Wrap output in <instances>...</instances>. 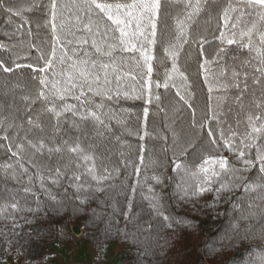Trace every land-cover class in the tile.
<instances>
[{
    "label": "snow or ice",
    "instance_id": "snow-or-ice-1",
    "mask_svg": "<svg viewBox=\"0 0 264 264\" xmlns=\"http://www.w3.org/2000/svg\"><path fill=\"white\" fill-rule=\"evenodd\" d=\"M169 3L177 9L172 16L174 34L169 33L168 25L163 19L164 16L171 15L162 12L163 0H52L50 22L53 46L52 54L44 66L37 69L32 64L21 65L16 62L20 59L19 56L12 61L14 67L0 60V70L5 74L13 73L21 67L31 68L34 73H44L39 79L38 94L31 99L32 103L39 101L45 105L42 111L50 113L55 120L49 132L39 115L36 120L29 116L27 123L32 127L25 130L23 123L16 122L18 117L13 112L0 115V132L3 133L0 139L7 141V150L15 158L11 163L0 164V173H3L5 179L19 181L26 178L28 184L39 182L40 188L53 201L56 197L45 187V180L57 187L66 181L78 194V199L81 192H104L102 185L114 179L113 172L119 175V169L109 170L103 164V158L97 155L95 141L112 133L113 121L122 127L126 126V121L112 110L109 102L121 98L144 99L145 104H151L154 100L158 102L161 97L153 93V83L156 89H168L170 85L177 87L176 80L179 79L182 83L177 87L176 96L192 109L190 101L193 93L188 90V77L179 66L180 54L190 42L198 44L200 55L205 57L200 68L205 70V84L210 94L214 88H239L241 72L235 69L232 71L233 84L223 82L219 77L209 82L206 66L210 61L203 50L207 41L203 37L197 40L192 35V29L199 25L201 17L205 18V25H211L213 21L217 23V39L221 47L215 59H221V53L226 55L225 44L246 49L249 59L242 63L241 68L252 69L253 83H261L264 79V0H169ZM0 9H4V0H0ZM5 10L21 15L20 10L12 7ZM165 38L168 42L163 45V51L165 58L171 61V69H166L161 83L159 80L153 81L155 48ZM5 47L0 44V48ZM40 59L43 60L44 56L41 55ZM225 74L226 69L221 71L220 77ZM242 74L244 89L247 90L249 72L245 70ZM32 79L35 80L36 77L33 76ZM15 87L18 85H13ZM7 95L8 92H5V96ZM23 99L28 101L30 97L24 96ZM69 99L75 103H69ZM236 99L240 101L241 98ZM8 107L11 108L12 105ZM208 108L209 115L205 124L214 120L219 137L209 126V139L196 149L203 154L199 157V162L179 161V157L186 156L189 148H194L196 142L184 140L181 143L180 137L173 132V172L183 173L180 183L176 185V192L185 201L211 194L212 202L208 207H214L226 196L234 199L232 194L243 189L249 197L247 204L235 205L240 214L233 217L229 227L212 242L209 251L221 256L243 242L247 243L243 251L248 256L241 264H264V112H249L243 132L232 130L229 125L226 133L223 125L227 120L221 119L225 115L222 109L215 111L211 104ZM255 108L264 109V103H255ZM3 109L4 105L0 104V112ZM148 111V108L144 109L145 118ZM174 111H179V108ZM192 111L191 127L196 128L195 109ZM65 124L74 130L75 135L64 129ZM239 124L238 120L237 128ZM199 127L203 128L204 124ZM21 131H24L23 136L20 135ZM128 131L132 134L131 130ZM145 135L148 133L145 132ZM140 139L143 140L144 137L141 136ZM221 148L229 155L212 154L220 152ZM143 151L141 148V165L144 162ZM45 153L47 163L43 162ZM53 156L57 158L55 167L51 163ZM98 160L101 161L99 165ZM232 161H236L239 167ZM30 168L35 171L30 172ZM254 170L255 179L251 175ZM139 173L140 165H137V177ZM88 178L95 182V186ZM152 179L157 183L162 182L158 176H153ZM31 190L29 187L24 188L25 192ZM149 191L153 192V189L150 187ZM12 199L15 202L0 205V218L12 221V227L16 228L19 225L12 213L20 211V206L15 197ZM87 199L88 196H85L81 203H85ZM37 203L39 204V199ZM150 207L157 215L163 216L165 221H170L169 216L158 211L161 207L158 194L150 198ZM9 208L12 213L8 212ZM26 210L33 211L31 208ZM167 226L172 225L169 223ZM254 238L259 239L261 244H251L250 241ZM205 247H208L207 241Z\"/></svg>",
    "mask_w": 264,
    "mask_h": 264
},
{
    "label": "trees",
    "instance_id": "trees-1",
    "mask_svg": "<svg viewBox=\"0 0 264 264\" xmlns=\"http://www.w3.org/2000/svg\"><path fill=\"white\" fill-rule=\"evenodd\" d=\"M51 2L52 0H4V9H0V44L6 47L0 48V60L14 67L12 61L19 56L20 59L16 62L21 65L32 64L37 69L44 66L52 54L53 46ZM7 7L20 10L21 15L7 12ZM176 11L169 0H163L162 12L171 13L163 19L172 34V16ZM204 19L201 17L199 25L193 27L192 35L197 40L203 37L207 41L203 50L210 61L206 66L209 82L219 77L231 85L234 83L232 71L235 69L241 72L240 87L214 88L210 94L205 84V70L200 68V63L205 57L200 55V46L190 42L180 54L179 66L188 77V90L193 93L190 102L192 109H195L198 127H191L193 111L176 96L177 87L182 83L179 79L176 80L177 87L170 85L168 89H156L153 83V93L161 97L158 102L154 100L151 104H145L144 99L123 98L109 102L112 110L126 121V126L122 127L113 121L112 133L95 141L97 155L103 158V164L107 165L109 170L119 169V175L113 172L114 179L102 185L104 192H81L78 199V194L66 181L57 187L45 180V187L56 197L53 201L40 188L39 182L28 184L26 178L19 181L5 179L3 173H0V205L15 202L12 199L15 197L20 206V211L15 213L8 209V212L15 216L19 227L13 228L12 221L0 218V257L17 250L25 264H40L45 256L56 253L54 244L69 253L74 240V233L71 231L73 226L81 228V238L88 241L96 251L94 264L102 261L103 250L111 243L124 245L125 258L122 264H223L225 261L227 264H241L248 256V253L243 251L247 243L243 242L221 256L209 251L212 242L229 227L233 217L240 214L235 205L247 204L249 197L243 189L232 194L234 199L226 196L214 207H208L212 202L211 194L185 201L176 192V185L180 183L183 173L173 172V132L180 137L181 143L184 140L196 142L194 148H189L186 156L179 157V161L199 162V157L203 154L196 149L209 139V126L217 132V138L219 137L214 120L205 124L209 115V104L213 110L222 109L225 114L221 119L227 120L223 125L226 133L229 125L232 130L243 132L249 112H264V109L255 108V103H264V79L259 84L253 83L252 69L241 68L242 63L249 59L247 50L225 44L226 55L221 53L222 58L216 60L217 51L221 47L217 39V23L213 21L211 25H205ZM167 42L165 38L155 48L153 81L159 80L163 83L166 69H171V61L165 58L163 51V45ZM59 51L58 46L57 55ZM41 55L44 56L43 60L40 59ZM225 69V76L220 77L221 71ZM245 70L249 72L247 90L244 89L242 74ZM43 75L44 73L38 71L34 73L28 67L15 69L10 74L0 70V104L4 105L0 115L13 112L18 117L16 122L23 123L25 130L32 127L27 123L28 117L36 120L39 115L40 121L48 126L50 132V126L55 120L50 113L42 111L45 105L39 101L32 103L31 99L38 94L39 79ZM33 76L36 77L35 80L32 79ZM13 85L18 87L13 88ZM5 92H8L7 96ZM24 96H29L30 99L25 101ZM237 97L241 98L240 101H237ZM68 102L75 103L71 99ZM9 105L12 107L9 108ZM145 108L149 110L147 118L144 115ZM176 108H179V111H174ZM67 115L70 117V114ZM200 124H204V127L200 128ZM64 129L75 135L74 130L69 129L67 124ZM128 130H131L132 134H129ZM145 132L148 135H145ZM2 135L0 132V136ZM20 135L23 136L24 131H21ZM141 136L144 137L143 140L140 139ZM141 148L144 150L143 165L140 164ZM7 149V141L0 139V164L15 160ZM221 153L229 155L223 148L220 152L212 154ZM56 159L53 156V167ZM43 162H48L47 153ZM97 163L99 165L101 161L98 160ZM232 163L239 167L236 161ZM137 165H140L139 177L136 174ZM34 171L35 169L30 168V172ZM255 174L256 170L251 174L253 179ZM153 176L160 177L162 182L157 183L152 179ZM88 179L95 186V182ZM25 187L32 190L25 192ZM150 187L153 192L149 191ZM154 194L160 196L161 207L158 211L169 216L170 221H165L163 216L157 215L150 207V198ZM85 196H88L87 201L81 203ZM28 208L33 211H27ZM169 223L171 227L167 226ZM205 241L208 242V247H205ZM250 243L259 245L261 241L254 238ZM258 250L257 248L256 251Z\"/></svg>",
    "mask_w": 264,
    "mask_h": 264
},
{
    "label": "rangeland",
    "instance_id": "rangeland-1",
    "mask_svg": "<svg viewBox=\"0 0 264 264\" xmlns=\"http://www.w3.org/2000/svg\"><path fill=\"white\" fill-rule=\"evenodd\" d=\"M56 253L45 256L40 264H69L70 259L77 264H94L93 259L96 251L91 248V244L81 238V234H74V240L69 253L59 248L57 244L53 246ZM102 261L96 264H122L125 258V248L122 244H108L102 253ZM0 264H25L17 250L12 251L5 257H0Z\"/></svg>",
    "mask_w": 264,
    "mask_h": 264
},
{
    "label": "water",
    "instance_id": "water-1",
    "mask_svg": "<svg viewBox=\"0 0 264 264\" xmlns=\"http://www.w3.org/2000/svg\"><path fill=\"white\" fill-rule=\"evenodd\" d=\"M71 231H72L74 234H81V233H82L81 228L78 227V226H73V227L71 228Z\"/></svg>",
    "mask_w": 264,
    "mask_h": 264
},
{
    "label": "built area",
    "instance_id": "built-area-1",
    "mask_svg": "<svg viewBox=\"0 0 264 264\" xmlns=\"http://www.w3.org/2000/svg\"><path fill=\"white\" fill-rule=\"evenodd\" d=\"M69 264H77L74 260L70 259Z\"/></svg>",
    "mask_w": 264,
    "mask_h": 264
}]
</instances>
